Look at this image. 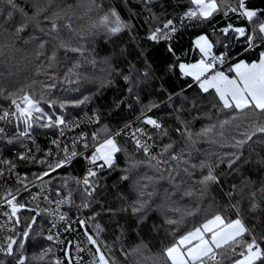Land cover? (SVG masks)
<instances>
[{
  "label": "trees",
  "instance_id": "16d2710c",
  "mask_svg": "<svg viewBox=\"0 0 264 264\" xmlns=\"http://www.w3.org/2000/svg\"><path fill=\"white\" fill-rule=\"evenodd\" d=\"M15 2L29 15L32 14L30 0ZM229 2L235 7L238 0ZM246 3L250 9L264 12V0H246ZM41 4L47 11L40 17L42 23L39 27L29 23L20 37L13 41V47L6 46L9 42L0 37V50L3 53L0 55V88L6 89L0 95V113L10 104L8 93L26 84L35 82L31 91L37 97L43 95L40 107L44 115L37 114L33 117L31 127L23 119L17 118L9 132L1 138L2 157L12 165L8 170L14 168L26 174L29 179L49 171L42 153L37 152L39 142L36 139L47 142L59 129L75 125L89 113H94L99 123L81 127L79 131H96L99 139L135 123L152 137L148 142L158 159H167L169 153H165L163 157L160 153L171 144L173 147L169 151L178 153L183 150L185 159H190V163L212 162L219 183L210 184L204 196L197 199L182 196L181 192L192 186L193 181L202 175L199 169L194 171L192 180L180 171L176 182L181 184V191H176L167 180L150 182L147 177H158L160 172L147 164L131 167L133 160L143 161L146 157L136 148L129 131L123 130L128 135L116 137L123 151L116 154L114 166L97 172L93 179L92 196L85 190L79 191L77 196L83 207L88 205L85 209L91 225L98 226L96 236L113 264H168L163 252L174 237L216 211L223 210L227 216L235 218L236 212L232 205L237 203L245 223L254 229L258 238L264 236V198L260 194V190L264 188V163L261 162L264 161V145H254V150L245 146L243 155L232 168H228L226 163H219V159H227L225 154L235 149L222 146L224 141L218 135L213 136L217 143L200 137L195 145H191L176 131L178 127L186 124L196 133L218 123L226 114L214 107L215 98L211 93L202 94L191 78L183 77L177 68L170 67L180 62L194 63L200 59L194 47V41L200 35L209 37L216 54L227 52V63L222 70L241 60L247 63L258 61L259 53L264 51V44L245 51L248 46L244 38L233 31H229L228 35L222 32L229 25L232 28L251 30L252 24L239 13L232 12L227 15L215 14L207 21H188L183 17L192 7L190 0H153L151 4H145L144 0H96L99 7L93 5L91 0H51L50 4L41 0ZM220 6L223 8L224 4L221 3ZM113 8L123 21L131 25L130 29L118 36H108L103 29L92 28L103 14ZM9 10L4 0H0V20ZM52 12L60 13L58 24L70 22L73 29L80 33V36H75L62 30L60 35L65 40L70 39L73 46L82 45L86 51L81 56L65 49H56V62L52 68H47L48 57L57 42L52 41L40 29H47L48 23L43 21V17ZM259 18L264 20V16ZM20 19V13L14 12L9 24ZM168 20H172L177 29L171 39L161 40L159 43L147 39L152 29L162 28ZM42 41L48 43L44 49H38L37 46ZM169 46L175 55L168 51ZM76 63L81 65L78 70L82 74L79 82L67 83L65 74ZM130 66H134L131 71ZM45 69L47 75L44 74ZM38 70L41 73L39 75ZM144 71H148L147 77L142 75ZM124 75H131L133 81L139 82H125ZM53 76L55 79L51 78ZM48 83H55V87L51 90L43 87ZM130 87L131 92L128 91ZM193 103L195 107L192 106ZM61 104L64 105L63 108ZM151 104L159 107L148 112L147 108ZM142 113H147L161 123L167 134L141 123ZM58 115L64 117L65 125L47 127L46 117ZM105 128L107 132L104 131ZM25 131L28 135H21ZM233 135H236L234 129L225 133L226 138ZM47 146L43 147L48 148ZM27 149L29 157L20 159L18 155ZM171 164L176 165L177 161H171ZM82 167V161L75 160L47 176L42 182L53 188L63 185V188L73 190ZM125 175L128 176L127 180L123 179ZM143 185H147V188H142ZM200 187L199 184L195 185L197 193ZM141 191L145 192V196L139 195ZM148 192L155 194L148 197ZM173 192L174 195H168ZM252 192L257 193L256 202L260 205L255 212L250 207ZM139 200H148V207L144 212L133 213L132 206ZM161 205L166 207L162 208ZM33 206L25 204L26 209L14 216V254L8 256L0 252V262L3 264H17L21 256L27 257L26 264H52L51 249L44 239L47 218L41 212L35 214L33 210H29L36 208ZM167 207L182 211L198 207L200 211L196 216L186 215L179 225H170L167 218H179L180 213L169 211ZM6 246L7 242L3 241L0 231V247ZM41 254H44L42 260L34 259ZM225 264H231L227 256Z\"/></svg>",
  "mask_w": 264,
  "mask_h": 264
},
{
  "label": "snow or ice",
  "instance_id": "6c2138e0",
  "mask_svg": "<svg viewBox=\"0 0 264 264\" xmlns=\"http://www.w3.org/2000/svg\"><path fill=\"white\" fill-rule=\"evenodd\" d=\"M4 2L9 6L10 10L0 20V37H4L9 42L6 46L13 47V41L20 37V34L25 31L29 23L39 27L42 23L40 17L47 11V8L42 6L41 0H30L32 14L29 15L24 8H20L16 4L15 0H4ZM45 2L50 4L51 0H45ZM144 2L145 4H151L153 0H144ZM91 3L99 7L96 4V0H91ZM221 3L224 4L223 8L220 6ZM190 4L192 7L184 13L183 19L188 21H207L218 13H223L224 15H227L229 12L239 13L252 24L251 30L246 28H232L229 25L228 28L222 30L224 35H228L229 31H233L239 37L244 38V42L248 46L245 51H251L259 44H264V20L259 18L260 16H264V12L250 9L247 6L246 0H238L235 7L232 6L229 0H190ZM14 12L20 13L22 19L9 24V21L13 20ZM58 19H60L59 12H52L50 15L44 16L43 21L48 23V27L47 29H40L52 41L57 42L53 45L51 55L48 57L49 63L47 68H52L56 62V49H65L66 51L78 53L81 56L86 51L82 45L73 46L70 43V39L65 40L60 35L62 30L73 33L75 36H80V33L73 29L70 22H65L62 25L58 24ZM6 25L8 26L6 27ZM92 28L97 30L103 29L108 36H118L122 32L130 29L131 25L123 21L119 13L113 8L103 14L92 25ZM176 31L177 29L173 21L168 20L162 28L156 27L152 29L147 39L159 43L161 40L171 39V35ZM46 43L48 41L39 43L37 46L38 49H44ZM194 47L199 53V60L195 63L180 62L170 67L177 68L183 77L191 78L202 94L207 95L211 93L215 98L214 107L226 115L218 123L204 127L196 133L184 124L183 121L181 123L184 126L178 127L176 131L184 136L191 145H195L200 137L206 138L212 143H217L218 141L213 139V136L218 135L224 141L222 146L235 149V151L225 154L227 159L224 157H220L219 159V163H226L228 168H232L243 155L245 146L249 150H254V145H264V51L259 53V59L256 62L247 63L241 60L234 65L229 64L226 70H222L227 63V52L216 54L213 51L214 44L207 35L198 36L194 41ZM168 51L175 55L171 46H169ZM2 54V50H0V55ZM92 63L95 62L92 61ZM41 67L43 68V66ZM80 67L81 65L76 63L68 69L64 77L67 83L79 82L82 75L78 71ZM131 67L134 66H130V71ZM229 73H232V75H229ZM39 74L41 73L38 70L37 75ZM44 74H48L46 69L44 70ZM142 75L147 77L149 73L148 71H144ZM51 78L55 79L54 76ZM123 79L125 82L134 84L139 82L138 80L133 81L131 75H124ZM33 83L26 84L16 91L8 93V99L17 117L23 119L29 127H31V120L35 113H40L41 116L44 115L43 109L40 107L43 95L40 97L34 95L33 91H31ZM188 86L192 87V84ZM43 87L51 90L55 87V83H48L43 85ZM5 91L6 89L0 88V95H3ZM128 91L131 92L132 88H128ZM192 106L195 107V103ZM63 107L64 105L61 104V108ZM156 107H159V105L151 104L148 106L147 111L150 112ZM11 115L12 113L10 111H3L0 113V121H9ZM46 121L47 127L65 125V120L62 115L54 117L47 116ZM141 123L149 125L153 129L160 130L165 135L167 134L162 124L152 116L147 115V113H142ZM126 127L130 129V125H126ZM229 129H234L236 135L226 138L225 133ZM104 131L107 132V128ZM3 132L4 129L0 127V133ZM137 133H139V136ZM122 134L128 135L123 130H118L114 134L107 135L101 140H97V134L93 135L92 139L97 141L96 146L91 154L85 157L93 167L89 169L87 177L83 180V184L85 185L84 190L88 195H91L90 189L94 190L90 178L97 176L98 170L112 168L116 162V154L123 151L116 139V137ZM21 135L26 136L28 133L25 131ZM131 139L136 148L146 157V160L143 161L133 160L131 167L135 168L141 164H147L148 167L157 168L160 172L158 177H147L150 182L156 183L167 180L168 183L173 185L176 191H181V184L176 182V176L180 175V171L182 170L184 175L189 180H192L194 171L199 169L202 175L193 181L192 186H189L181 192L182 196L196 197L197 199L204 196L210 184L219 183L212 162L201 161L200 163H190V159H185L183 150L178 153L170 152L169 150L173 147L171 144L167 145L163 152L160 153L161 157L165 153H169L167 159H158L157 155L152 153V146L148 143L152 137L143 128H137L135 132H131ZM83 146L87 149V142ZM77 155L78 153L76 151H72L70 155L65 156V159L57 161L54 165H49L50 171H45L38 178L43 180L44 177L50 175V172H54L57 168L63 167ZM188 155L190 157L191 153ZM20 158L24 159L23 156ZM171 161H177V164L172 165ZM261 162L264 163V161ZM4 163L12 167L10 162L4 161ZM181 166L183 167L181 168ZM2 175L3 171H0V176ZM123 179L127 180L128 176L125 175ZM196 184L201 186L198 193L195 189ZM142 188H147V185H143ZM154 194V192H148L147 196L152 197ZM174 194L173 192L168 195ZM260 194L264 198V188L260 190ZM139 195L143 197L145 196V192L141 191ZM250 196L252 200L250 207L255 212L260 206L256 202L257 193L252 192ZM4 199L11 207V216H15L19 209L23 207V205H19L16 202V197L11 192ZM65 202L67 201H57L58 204ZM148 204V200H139L132 206V212H144ZM87 206V204L84 205V207ZM161 207L164 208L166 205H161ZM232 208L236 212L235 218L227 216L223 210L216 211L207 215L202 221L190 229L185 230L179 236L174 237L173 242L163 252L168 264H225L226 256L231 260V264H264V236L258 238L254 229L245 223L238 203L233 204ZM167 210L180 213L179 218H167V223L170 225H179L183 222L186 215L196 216L200 211L198 207L184 211L179 208L167 207ZM32 222L35 223L34 220ZM83 223L84 221H81V224ZM86 235L87 241L95 246V259L93 264H113L101 250L97 240L90 234L86 233ZM47 239L52 240L53 236L49 235ZM15 244L16 241L9 237L6 248L0 247V252L8 256L13 255V246ZM20 247H23V245H20ZM43 258L44 254H41L39 257H34L37 260H42ZM26 260L27 257L21 256L18 258L17 264H26ZM0 264H3V262H0ZM57 264H59V261H57Z\"/></svg>",
  "mask_w": 264,
  "mask_h": 264
},
{
  "label": "built area",
  "instance_id": "2783aa9c",
  "mask_svg": "<svg viewBox=\"0 0 264 264\" xmlns=\"http://www.w3.org/2000/svg\"><path fill=\"white\" fill-rule=\"evenodd\" d=\"M3 111H10L12 115L9 121H0V127L4 129V132L0 133V141L2 136L9 132L14 121L18 118L11 103ZM37 114L40 113H35L34 117ZM97 119L98 117L94 113H89L75 125L59 129L56 135L47 139V142L44 139H36L39 142L37 152L42 153L47 166L54 165L57 161L65 159V156L70 155L72 151L78 153L69 163L57 168L54 172H50L51 175L67 167L71 162L81 160L83 165L82 171L77 176L73 190H67L63 188V185L53 188L48 184H44L38 177L29 179L26 174L20 173L14 168L8 170L9 165L4 163L0 151V171H3V175L0 176V187H2L0 190V231L2 232L3 241L7 242L9 237L13 239V233L16 230L15 218L11 216V207L4 199L11 192L15 195L16 202L19 205H23L19 211L26 209L25 204L30 203L36 208H29V210H33L35 214L41 212L46 216L44 239L47 247L51 249L52 264H57V261H59V264H93L95 246L87 241L86 233L92 235L97 240L101 250L108 257L105 248L93 230L85 207L77 199V196H79L78 192L85 189L83 180L87 177L89 169L93 167L85 157L91 154L97 143V141L92 139L93 135L97 134L96 131L92 130L89 133H85L79 130L81 127L97 125L99 123V119L98 122ZM128 125H130V129L124 127L123 130H128L130 136L131 132H135L137 128H140L135 123ZM137 135L139 136V133ZM97 140H101L98 138V135ZM85 142L88 144L87 149L83 146ZM46 144H49L51 147H48ZM43 146H47L48 148H44ZM29 154V150L27 149L18 156L19 158L23 156L26 159L29 157ZM93 179L94 177L90 178L92 184ZM90 191L91 195L89 196H92L94 190L90 189ZM57 201L67 202L58 204ZM81 221H84V223L81 224ZM49 235L53 236L52 240L47 239Z\"/></svg>",
  "mask_w": 264,
  "mask_h": 264
},
{
  "label": "rangeland",
  "instance_id": "374dc122",
  "mask_svg": "<svg viewBox=\"0 0 264 264\" xmlns=\"http://www.w3.org/2000/svg\"><path fill=\"white\" fill-rule=\"evenodd\" d=\"M194 63H195V62H194ZM93 228H94V230H95V233L98 235V229H97L96 225H93Z\"/></svg>",
  "mask_w": 264,
  "mask_h": 264
},
{
  "label": "crops",
  "instance_id": "0c3cea01",
  "mask_svg": "<svg viewBox=\"0 0 264 264\" xmlns=\"http://www.w3.org/2000/svg\"><path fill=\"white\" fill-rule=\"evenodd\" d=\"M238 62H239V61H238ZM235 63H237V62H235ZM235 63H234V64H235ZM234 64H233V65H234Z\"/></svg>",
  "mask_w": 264,
  "mask_h": 264
}]
</instances>
